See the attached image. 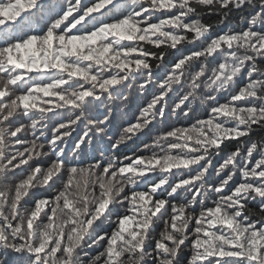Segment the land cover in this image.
Segmentation results:
<instances>
[{
  "label": "snow or ice",
  "instance_id": "6c2138e0",
  "mask_svg": "<svg viewBox=\"0 0 264 264\" xmlns=\"http://www.w3.org/2000/svg\"><path fill=\"white\" fill-rule=\"evenodd\" d=\"M257 129L264 0H0V264H264Z\"/></svg>",
  "mask_w": 264,
  "mask_h": 264
},
{
  "label": "trees",
  "instance_id": "16d2710c",
  "mask_svg": "<svg viewBox=\"0 0 264 264\" xmlns=\"http://www.w3.org/2000/svg\"><path fill=\"white\" fill-rule=\"evenodd\" d=\"M244 14L245 13L236 12V11L231 12L229 14V17H228V20L226 21V23L224 25H221L220 27H229V26L235 27V26H237L240 23L241 17ZM204 19L207 20V21L216 22L219 19V17H217L215 15H207V14H205L204 15ZM45 99H47V98H45ZM127 118H129V117H125V119H127ZM119 122L120 121H119V118H118L116 123L119 124ZM77 131H79V129ZM74 135H75V133H74ZM261 136H264V130L257 129L256 132L253 135V139H258ZM234 146H235L234 143H230L229 146H228V149H226V151L230 150ZM97 147H98V149H106L107 145L106 144H100ZM133 147H135V146L132 145L131 142H128L127 145H122L121 146L120 151L118 153H116V155L123 156L125 154H128ZM96 154L99 155V151H97ZM86 162H89V161H86Z\"/></svg>",
  "mask_w": 264,
  "mask_h": 264
}]
</instances>
